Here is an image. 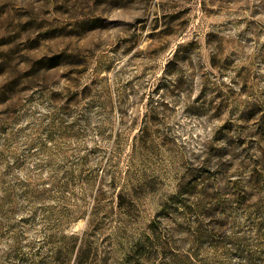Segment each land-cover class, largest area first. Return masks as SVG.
<instances>
[{
	"label": "rangeland",
	"instance_id": "1",
	"mask_svg": "<svg viewBox=\"0 0 264 264\" xmlns=\"http://www.w3.org/2000/svg\"><path fill=\"white\" fill-rule=\"evenodd\" d=\"M0 264H264V0H0Z\"/></svg>",
	"mask_w": 264,
	"mask_h": 264
}]
</instances>
